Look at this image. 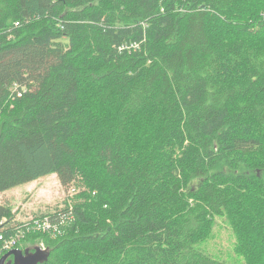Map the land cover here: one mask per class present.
<instances>
[{
    "label": "trees",
    "instance_id": "obj_1",
    "mask_svg": "<svg viewBox=\"0 0 264 264\" xmlns=\"http://www.w3.org/2000/svg\"><path fill=\"white\" fill-rule=\"evenodd\" d=\"M50 174L88 191L42 264H231L226 215L264 249V0H0V194Z\"/></svg>",
    "mask_w": 264,
    "mask_h": 264
},
{
    "label": "rangeland",
    "instance_id": "obj_2",
    "mask_svg": "<svg viewBox=\"0 0 264 264\" xmlns=\"http://www.w3.org/2000/svg\"><path fill=\"white\" fill-rule=\"evenodd\" d=\"M63 42L67 44L68 41L63 40ZM72 185L76 191L71 196L69 187H64L56 174H50L15 187L5 194H0V201L12 204L16 207L17 212L25 214L23 220H28L32 217L63 210L68 207L69 200L72 201L73 206L83 201L81 194L88 191L83 179L78 177ZM235 233L229 222V215L216 217L212 233L210 232L198 247L211 256L231 264H247L248 260L261 264V261L264 260V249H260L258 242L243 238L241 233ZM239 240L241 247L237 252L236 244ZM27 248H30L29 244H21L20 249ZM12 258L10 257L9 260Z\"/></svg>",
    "mask_w": 264,
    "mask_h": 264
},
{
    "label": "built area",
    "instance_id": "obj_3",
    "mask_svg": "<svg viewBox=\"0 0 264 264\" xmlns=\"http://www.w3.org/2000/svg\"><path fill=\"white\" fill-rule=\"evenodd\" d=\"M13 91H16L18 85L15 84L13 87ZM73 184V183H72ZM71 184L69 187V193L72 196L76 191V188ZM68 211L60 213L57 217L59 219H52L49 216L44 217H33L29 220L23 221V223L18 224V226L13 230V233L6 237L4 233H0V257L5 252H8L12 249L18 248L22 240L32 232H41V233H58L59 227L63 224L66 217L73 218V209L74 206L72 201L69 200ZM41 249H46L45 244L41 242L39 244Z\"/></svg>",
    "mask_w": 264,
    "mask_h": 264
},
{
    "label": "water",
    "instance_id": "obj_4",
    "mask_svg": "<svg viewBox=\"0 0 264 264\" xmlns=\"http://www.w3.org/2000/svg\"><path fill=\"white\" fill-rule=\"evenodd\" d=\"M49 251L41 249L39 246L33 250L15 248L7 252L0 258V264H42L47 260ZM9 257H13L8 260Z\"/></svg>",
    "mask_w": 264,
    "mask_h": 264
},
{
    "label": "crops",
    "instance_id": "obj_5",
    "mask_svg": "<svg viewBox=\"0 0 264 264\" xmlns=\"http://www.w3.org/2000/svg\"><path fill=\"white\" fill-rule=\"evenodd\" d=\"M3 194H5V193H3ZM5 203L9 204L12 207V209L15 213V219H14L15 221H25V220H23L25 218V214H20L19 212H17L16 207L12 206V204H10L8 202H5Z\"/></svg>",
    "mask_w": 264,
    "mask_h": 264
}]
</instances>
